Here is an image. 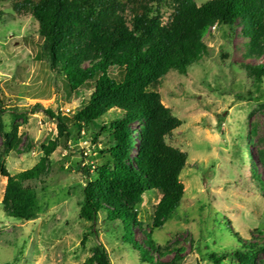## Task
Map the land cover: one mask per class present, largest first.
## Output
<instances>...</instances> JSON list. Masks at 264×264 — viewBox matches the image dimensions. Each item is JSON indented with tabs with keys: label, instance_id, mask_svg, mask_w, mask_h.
I'll return each mask as SVG.
<instances>
[{
	"label": "rangeland",
	"instance_id": "obj_1",
	"mask_svg": "<svg viewBox=\"0 0 264 264\" xmlns=\"http://www.w3.org/2000/svg\"><path fill=\"white\" fill-rule=\"evenodd\" d=\"M209 1L196 0V4ZM169 14L166 11L165 23ZM203 42L209 55H203L186 76L169 73L159 87L163 105L183 123L166 142L187 153L188 159L180 174L185 187L181 207L153 238L161 246L184 249L178 264H213L212 253L226 255L222 264H238L232 256L238 246L234 232L246 241H253L255 231L264 232V198L250 173L256 165L264 181L259 160L264 152V81L257 89L241 64H259L264 59L244 56L248 40L239 26L233 32L227 26L212 27ZM42 43L33 18L16 15L0 21L1 118L7 131L13 122L18 124L21 137L20 152L12 151L6 158L11 175L37 165L42 147L58 137V123L46 110L71 119L93 89L88 83L67 95L41 59ZM117 114L112 110L109 118ZM136 128L137 124L131 125L134 138ZM104 138L98 143L92 137L59 141L47 176L33 183L39 210L29 222L6 217L2 201L7 178L0 176V264H86L96 246L104 248L110 264H141L123 242L119 224L108 223L102 216L90 223L79 215L87 172L93 174L88 166L99 162L97 148H103L99 142ZM248 139L252 145L246 150ZM135 154L134 146L131 155ZM160 199L158 192L145 195L140 204L142 226L134 227L137 240L150 232ZM174 257L175 253H169L161 260ZM255 264H264V251L257 254Z\"/></svg>",
	"mask_w": 264,
	"mask_h": 264
},
{
	"label": "trees",
	"instance_id": "obj_2",
	"mask_svg": "<svg viewBox=\"0 0 264 264\" xmlns=\"http://www.w3.org/2000/svg\"><path fill=\"white\" fill-rule=\"evenodd\" d=\"M166 11L170 14L165 23ZM16 15L38 23L41 59L67 95L78 93L88 83L93 89L71 119L46 110L58 123V137L42 147L43 157L37 165L15 175L8 171L6 158L12 151L20 152L19 125L13 122L7 131L0 112V176L7 178L2 201L6 217L25 222L35 219L39 193L33 183L47 176L50 158L62 138L92 137L98 143L105 136L99 142L103 148H97L99 162L88 166L93 174L87 172L80 218L96 223L102 216L108 223L119 224L123 242L141 264H178L184 249L161 246L153 238L181 207L185 187L180 174L188 159L187 153L166 142L183 123L163 105L159 87L169 73L186 76L203 55H209L203 39L215 26H227L232 32L239 26L248 40L244 56L264 59V0H211L201 6L196 0H0V21ZM241 69L258 89L264 81V62L241 64ZM112 110L118 114L109 118ZM132 124H137L136 138ZM251 145V139L244 143L246 150ZM25 149L31 146L26 144ZM259 155L264 169V152ZM250 173L264 198V181L256 165ZM152 191L161 199L150 232L139 241L134 227L142 226L140 204ZM255 232L253 241L234 232L238 246L232 256L238 264H255L257 254L264 251V232ZM169 253L175 257L163 262L161 258ZM225 256L212 253L213 264H222ZM86 264H110V260L104 248L96 246Z\"/></svg>",
	"mask_w": 264,
	"mask_h": 264
}]
</instances>
